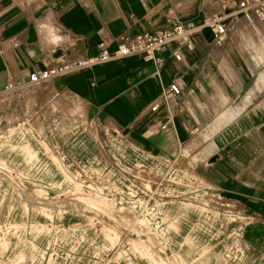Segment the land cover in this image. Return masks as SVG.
Here are the masks:
<instances>
[{"label": "crops", "instance_id": "0c3cea01", "mask_svg": "<svg viewBox=\"0 0 264 264\" xmlns=\"http://www.w3.org/2000/svg\"><path fill=\"white\" fill-rule=\"evenodd\" d=\"M236 1L0 0V92L63 57H94L102 41L114 51L123 35L169 29L173 18L201 25ZM192 41L193 49L172 42L158 53L161 69L133 55L45 85L150 157L195 165L193 176L238 208L252 260L264 264V22L228 25L221 45L208 27ZM172 83L180 95L169 91Z\"/></svg>", "mask_w": 264, "mask_h": 264}, {"label": "rangeland", "instance_id": "374dc122", "mask_svg": "<svg viewBox=\"0 0 264 264\" xmlns=\"http://www.w3.org/2000/svg\"><path fill=\"white\" fill-rule=\"evenodd\" d=\"M48 85L0 94V264H257L238 208Z\"/></svg>", "mask_w": 264, "mask_h": 264}, {"label": "built area", "instance_id": "2783aa9c", "mask_svg": "<svg viewBox=\"0 0 264 264\" xmlns=\"http://www.w3.org/2000/svg\"><path fill=\"white\" fill-rule=\"evenodd\" d=\"M221 8L220 13L207 17L201 25L184 23L173 18L174 24L169 29L141 33L135 36L123 35L119 38V46L114 51H110L107 44L102 41L98 45L96 56L63 57L57 65L32 73L29 76V83L32 85L47 84L56 76L70 75L91 68L97 63L133 55L152 59L157 69H161L164 66V60L158 57V53L169 51L168 47L172 42L193 49L192 35L202 27L210 28L214 33V42L221 45L224 42L228 25L240 19H244L248 23H252L254 19L264 22V0H237L233 5L224 3ZM172 54L177 61H181L182 56L179 50L176 49ZM13 88V85H7L0 94L7 93ZM169 91L173 95L181 94V89L176 83L170 85ZM150 110L156 112L158 105L153 104ZM179 111L181 112V109ZM172 118L173 115L169 113L161 128L165 129Z\"/></svg>", "mask_w": 264, "mask_h": 264}]
</instances>
